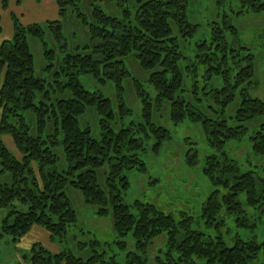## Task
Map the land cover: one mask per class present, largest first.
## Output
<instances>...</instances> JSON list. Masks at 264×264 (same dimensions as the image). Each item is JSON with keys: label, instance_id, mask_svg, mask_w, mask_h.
Wrapping results in <instances>:
<instances>
[{"label": "trees", "instance_id": "16d2710c", "mask_svg": "<svg viewBox=\"0 0 264 264\" xmlns=\"http://www.w3.org/2000/svg\"><path fill=\"white\" fill-rule=\"evenodd\" d=\"M53 1L59 18L43 23L23 24L11 12L12 36L0 43V210L5 211L0 237L17 242L36 225L50 238L66 241L78 226L67 194L72 188L98 215L110 217L119 248L131 237L133 251L118 263L106 251L109 243L97 238L77 241L78 254L70 249L52 253L37 242L29 249L31 264H147L148 245L161 233L166 234V250L157 264H253L264 243L238 235L234 242L220 234L213 237L194 229L186 212L175 217L149 202L124 201L125 171L145 169L140 157L145 139H154L151 149L156 152L171 137L153 121L155 107L165 102L174 124L185 118L200 123L217 151L205 157L202 168L215 187L203 203L204 223L219 228L224 224L220 215H226L248 228L246 215H264V160L259 168L242 169L223 151L227 141L246 135L247 123L263 118L248 139L252 154L264 156V102L249 93L254 56L235 38L229 17L223 14L221 23L211 22L208 39L195 41L193 54L186 55L181 39L190 41L197 31L188 10L194 0H90L87 6L88 0ZM238 1L244 10L264 12V0ZM0 3L6 9L9 0ZM65 17L82 30L77 44L68 41ZM230 34L234 40L228 41ZM29 38L40 43L47 76L35 74ZM129 58L148 72L146 83L154 96L132 75ZM82 76L104 87L111 83L116 103L101 90L85 88ZM200 78H217L221 86L212 81L198 86ZM127 79L141 104V120L124 124L132 114L124 97ZM237 98V110L226 117ZM89 109L97 116L98 135L84 121ZM6 135L20 158L7 146Z\"/></svg>", "mask_w": 264, "mask_h": 264}, {"label": "rangeland", "instance_id": "374dc122", "mask_svg": "<svg viewBox=\"0 0 264 264\" xmlns=\"http://www.w3.org/2000/svg\"><path fill=\"white\" fill-rule=\"evenodd\" d=\"M89 2L90 0L87 1L86 6ZM41 4L39 5L42 11L43 4ZM19 5L17 4L15 9H18L17 6ZM0 8H2L1 3ZM7 8L2 11H7ZM56 8L58 9L57 5ZM188 10L189 20L197 26V31L190 41L181 39V44L187 47L185 51L186 55L193 54V43L195 41L208 39L209 24L214 21L221 23L223 14H226L230 19L231 25L237 30L235 38L238 42L246 45L254 56V76L250 82L249 93L252 97H258L264 102V12L257 13L244 10L240 7L238 0H224L221 5L216 0H194ZM15 14L23 24L33 22L43 23L46 20L59 18L57 13L55 14L48 8L45 9L44 15L39 19L34 18L32 14L30 15L26 12L22 15ZM68 14L66 17H69ZM66 17L64 22L66 28H69L70 33L67 35L66 29L64 30L68 41L77 44L83 39L82 30L78 29L76 31L74 29L75 26H72V21ZM7 22H2L0 19V43L5 40L4 38L9 39L10 37V26ZM9 22H11L10 18ZM73 32L76 33L72 35ZM227 40L231 41L234 38L230 34L227 35ZM29 45L34 58L35 74L42 77L47 76L49 73L44 70L45 62L39 41L29 38ZM132 59L129 58L132 75L142 81L145 90L151 94V97L154 96L153 87L148 82L146 83L148 72L142 70L135 60ZM1 76L0 83L2 80ZM199 80L198 86L207 87L211 81L214 84L213 86H221V82L217 78H212L208 82L202 81L201 78ZM81 81L85 88L89 90H101L113 100L114 104L116 103V95L111 83L104 87L87 76H82ZM123 85L125 87L124 97L126 103L132 108V114L125 119L124 124L128 123L129 119L139 122L141 120V104L136 98L131 79L125 80ZM239 103L240 100L237 98L227 108L225 116L230 117L234 115ZM196 106L209 117H214L213 113L205 105L198 104ZM155 109L153 121L166 127L171 137L164 141L159 151L156 152L151 149L154 139H148V141L145 139L146 151L140 155L142 161L145 163V169L134 168L125 171L129 184L124 194V201L128 204H133L134 201L149 202L163 212L171 213L175 217H178L180 212H186L193 217L192 226L194 229L213 237L220 234L225 239H230L234 242V236L238 235L244 240L254 239L257 243H264V215L259 212H255L254 215H246L251 226L248 228L239 227L234 217L226 215H220V219L224 220V224L219 228L207 226L204 223V219L201 216L203 203L215 187L203 174L202 168L205 157L212 153H217V151L209 146L200 123L185 118L180 123L174 124L169 118L168 105L165 102L159 107H155ZM84 119L85 122L93 127V132L98 135V119L94 110L89 109ZM262 120L263 118L247 123L249 130L246 135L238 141H227L223 147V151L233 158L242 169L259 168L264 160V156L252 154L248 139L249 135L253 133L255 126ZM4 140L10 150L20 158L21 155L16 150L12 138L6 135L4 136ZM257 170L260 171V169ZM67 194L78 215V226L69 231L66 241L50 238L48 231L36 225L32 227L31 238L22 236L17 242H14L10 236L2 235L0 237V264H31L29 249L37 242L44 245L52 253L70 249L75 254H78L76 252L77 241H88L90 238H97L102 242L109 243L108 246L105 243L108 255H114L118 263L125 262L127 252L133 251L131 237L128 236L126 238L125 248H119L114 242L115 234L111 227L110 217L98 215L96 213L97 210L84 201L82 194L78 190L69 188ZM246 210L250 214L252 209L246 208ZM4 214L5 211L1 209L0 223ZM34 227H39L44 232L42 230L36 231ZM165 250L166 234L161 233L156 235L147 248V264H157V257L164 256ZM253 264H264L263 248Z\"/></svg>", "mask_w": 264, "mask_h": 264}, {"label": "crops", "instance_id": "0c3cea01", "mask_svg": "<svg viewBox=\"0 0 264 264\" xmlns=\"http://www.w3.org/2000/svg\"><path fill=\"white\" fill-rule=\"evenodd\" d=\"M41 1V2H39ZM40 3L43 4V9L41 11L40 9ZM41 4V5H42ZM16 8V3L15 0H10L9 1V6L7 8V11L3 12L2 8H0V17H1V21H8L7 23L9 24V35L10 37L12 36V24L11 22H9V18H10V13L11 12H15L18 13L19 15H22L24 12L28 13V14H32L34 18L39 19L44 15V11L46 8H48L49 10H51L52 12H54L55 14H58V9L56 8V4L53 0H22V2L20 3L19 6H17L18 9ZM17 10V11H16ZM3 14V16H2ZM9 37V38H10ZM6 39V38H4ZM3 40V39H2ZM31 230L32 228L24 235V237H32L31 235ZM34 230L38 231V230H42L39 227L36 228L34 227ZM43 231V230H42ZM30 232V233H29ZM44 232V231H43Z\"/></svg>", "mask_w": 264, "mask_h": 264}]
</instances>
